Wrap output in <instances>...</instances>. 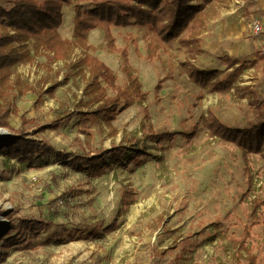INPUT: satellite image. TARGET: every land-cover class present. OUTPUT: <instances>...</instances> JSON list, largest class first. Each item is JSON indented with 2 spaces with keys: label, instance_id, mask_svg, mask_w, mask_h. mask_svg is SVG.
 I'll use <instances>...</instances> for the list:
<instances>
[{
  "label": "rangeland",
  "instance_id": "374dc122",
  "mask_svg": "<svg viewBox=\"0 0 264 264\" xmlns=\"http://www.w3.org/2000/svg\"><path fill=\"white\" fill-rule=\"evenodd\" d=\"M73 2L64 6L59 28L71 40L75 4L94 6V0ZM235 2L213 0L182 39L170 42L147 26L111 25L108 36L105 28L91 30L88 54L108 66L121 88L129 85L130 68L146 92L111 125L80 114L88 109L81 103L87 99V67L80 73L43 52L14 67L10 87L0 86V98L13 105V130L23 129L64 153L36 155L32 163L0 154V210L16 208L22 216L51 222L39 234L0 249V264H249L247 253L230 242L242 238L246 226L255 264H264V159L245 157L206 124L209 112L233 127L264 120V0H247L245 9ZM256 19L263 24L259 33L251 28ZM191 39L205 49L201 54L192 55L186 41ZM82 53L76 47L73 58ZM226 54L247 64L240 85L255 92L259 106L250 93L216 92L191 80L190 64L226 71ZM103 86L109 96L117 94ZM56 121L57 127L39 129ZM194 129L196 135L187 140L184 135ZM2 130L0 143H7L14 131ZM150 131L176 136L158 144ZM122 142L144 153L134 160L129 152L113 157L109 150ZM68 152L90 155L79 160ZM95 154L100 159L89 161ZM254 200L260 204L257 218ZM0 220L8 221L3 214ZM54 233L63 239L51 240Z\"/></svg>",
  "mask_w": 264,
  "mask_h": 264
},
{
  "label": "trees",
  "instance_id": "16d2710c",
  "mask_svg": "<svg viewBox=\"0 0 264 264\" xmlns=\"http://www.w3.org/2000/svg\"><path fill=\"white\" fill-rule=\"evenodd\" d=\"M211 2L213 0H94V6L89 9H82L75 4V40H71L63 38L59 28L64 22V6L74 4L73 0H0V86L10 87L16 65L34 61L41 52L52 54L53 60L63 61L80 73H84L87 67L89 76L84 89L87 99L81 103L88 109L81 110L80 114L84 119L89 115L100 117L105 123L111 125L118 113L130 106L136 97H145L146 92L142 90L138 76L130 68H126L129 85L121 88L116 84V77L108 66L99 58L88 54L91 47L87 42L89 32L102 27L106 29L108 36L111 25L133 24L147 26L161 40L170 42L182 39L184 31L194 24L198 15ZM186 41L193 56L203 52L196 40ZM78 46L83 49V55L74 59L73 53ZM113 46L110 42L111 49H115ZM262 56L264 57V54ZM222 59L227 63L226 71L199 68L190 64L188 74L191 80L216 92L234 89L240 97H246L247 93H250L253 95L252 103L259 106L260 102H257L255 92L249 87L240 85L241 75L247 67L245 61L228 54L222 56ZM223 73L224 76L220 77ZM103 82L117 94L109 96ZM12 106L6 98H0V127L14 131L9 142L0 143V154L18 157L20 160L31 163L36 155L42 157L56 152L59 156L63 155L64 152L56 151L49 141L30 138L23 129L13 130L14 126L9 120ZM207 117L206 124L213 136L236 144L245 157L250 154H260L264 159V120L248 127H233L222 122L212 112H209ZM58 125L56 121L54 125L46 124L39 129L44 130L49 126L57 127ZM196 131L194 129L184 136L187 140H191L196 135ZM147 135H150L158 144L173 141L176 136L169 131L161 133L150 131ZM109 151H113V157L118 159L129 152L130 159L133 160L144 153L134 148L129 150L124 142L119 146H113ZM68 153L79 160H86L90 155L87 152ZM100 157V154H95L89 161H97ZM249 177L252 178L251 175ZM247 195L248 192L245 196ZM252 205V215L256 216L255 212L260 206L259 201L254 200ZM0 214L8 219L7 223L0 220V249L2 250L16 246L22 239L37 235L51 225L50 221L43 218L22 216L16 208L0 210ZM116 225V222L108 225L106 231L113 230ZM250 231L251 228L246 226L242 238H232L230 242L234 246L237 245L238 251L247 253L249 264H255L256 258L247 245ZM54 238L57 241L63 239L57 233H54L50 239ZM2 258L3 252H0V259Z\"/></svg>",
  "mask_w": 264,
  "mask_h": 264
},
{
  "label": "built area",
  "instance_id": "2783aa9c",
  "mask_svg": "<svg viewBox=\"0 0 264 264\" xmlns=\"http://www.w3.org/2000/svg\"><path fill=\"white\" fill-rule=\"evenodd\" d=\"M251 28H252L254 33L261 32L263 29V24H262L261 20H258V19L254 20L251 24Z\"/></svg>",
  "mask_w": 264,
  "mask_h": 264
},
{
  "label": "crops",
  "instance_id": "0c3cea01",
  "mask_svg": "<svg viewBox=\"0 0 264 264\" xmlns=\"http://www.w3.org/2000/svg\"><path fill=\"white\" fill-rule=\"evenodd\" d=\"M235 1H236L235 3L239 4V5H238L239 7H242V6H243V8H244V7L246 6L245 4H247V3H246L247 0H235ZM211 3H212V2H211ZM217 3H220V0H217ZM209 4H210V3H209ZM244 5H245V6H244ZM244 9H245V8H244ZM238 10H239V9H237V11H238ZM237 11H236V12H237ZM220 14L223 15V14H224V11H223V12L221 11ZM234 18H236V17H234ZM202 48H203V47H202ZM204 50H205V49L203 48V51H204Z\"/></svg>",
  "mask_w": 264,
  "mask_h": 264
},
{
  "label": "bare ground",
  "instance_id": "6f19581e",
  "mask_svg": "<svg viewBox=\"0 0 264 264\" xmlns=\"http://www.w3.org/2000/svg\"><path fill=\"white\" fill-rule=\"evenodd\" d=\"M1 130H2V129H1ZM1 130H0V131H1ZM1 133H4L3 130L1 131Z\"/></svg>",
  "mask_w": 264,
  "mask_h": 264
},
{
  "label": "water",
  "instance_id": "95a60500",
  "mask_svg": "<svg viewBox=\"0 0 264 264\" xmlns=\"http://www.w3.org/2000/svg\"><path fill=\"white\" fill-rule=\"evenodd\" d=\"M0 129H3V128H0Z\"/></svg>",
  "mask_w": 264,
  "mask_h": 264
}]
</instances>
